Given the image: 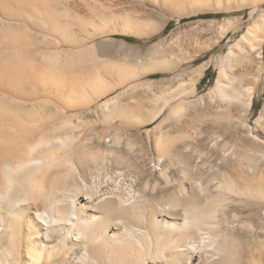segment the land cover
I'll use <instances>...</instances> for the list:
<instances>
[{
    "label": "bare ground",
    "instance_id": "6f19581e",
    "mask_svg": "<svg viewBox=\"0 0 264 264\" xmlns=\"http://www.w3.org/2000/svg\"><path fill=\"white\" fill-rule=\"evenodd\" d=\"M145 3L176 17L189 6L222 9L221 0H0V264H227L241 255L238 241L249 226L256 242L250 259L264 264V104L249 121L263 59L264 0H239L250 7L253 23L222 57L209 59L217 76L200 115L207 118L209 158L219 150L235 163L209 174L232 194L226 211L186 171L165 199H147L137 179L113 167L116 150L97 149L85 137L86 113L104 122L115 115L127 121L148 116L141 101L118 100L154 84L138 83V68L178 70L154 51L132 63L95 55L102 35L156 34L162 23H154L155 11ZM230 29L218 31L210 46ZM175 34L163 42L170 44ZM206 63L194 69L192 85L203 78ZM116 88L121 91L105 98ZM169 100L179 103L168 117L187 112L184 94ZM182 159L176 164L184 171L188 159Z\"/></svg>",
    "mask_w": 264,
    "mask_h": 264
},
{
    "label": "rangeland",
    "instance_id": "374dc122",
    "mask_svg": "<svg viewBox=\"0 0 264 264\" xmlns=\"http://www.w3.org/2000/svg\"><path fill=\"white\" fill-rule=\"evenodd\" d=\"M144 6L149 11H152V14L155 11L153 14L155 15L153 18L154 23H162L156 34H151L149 37H136L124 33L121 34L122 32L102 35L95 39L96 48L94 51L95 55H97L96 57L113 60L123 58L132 63L143 58L150 51H154V55H165L177 63L178 70L176 73L158 71L151 74L144 73L141 68H138L139 78L137 82L145 83L148 80L153 82L154 84L149 88L151 90L147 89L144 85L134 91H128L123 96H119L118 100L123 103L141 101L143 105L140 109L143 112L149 113L148 116L146 118H139L137 121H127L125 116L115 115L104 122L102 116L86 113L82 121L85 128V137L87 139L88 137L92 138V144H95L94 146L97 149L116 150L115 153L119 155V158L116 163L117 166L113 167L118 170L122 168L121 171L125 170L124 173L127 175V179L131 178L134 181L137 179L138 183L136 181L135 185L138 189L140 188L139 191L147 199L149 196V200H161V197L165 199L167 191L172 188L171 186L176 185L175 177L180 176L186 171L198 182L207 185V193L212 198V201L215 204L222 203L221 205L224 207L221 206L220 208L222 209L223 207L226 211V206L229 205L232 194L227 190L224 183L219 184V181L213 182L210 180L209 174L211 172L224 173L226 172L225 170L233 168L235 163L230 156L223 155L219 150L211 152L209 158L210 140L209 135L204 132L207 118L201 117L200 114H203L202 110L207 108L209 88L214 84L217 76L216 69L212 65L209 66V59L212 57H222L229 43L237 39L245 31L246 27L253 23L254 18L250 16L251 9L248 6H241L239 0H232L229 3L221 0L222 9H215L214 3L201 8H190L189 6L184 8L186 12L183 16L176 17L170 11L157 9L154 4L145 3ZM225 7L232 9L228 11L225 10ZM262 8L264 9V6H261ZM229 20L231 21L230 26L227 23ZM227 26L231 29L228 30L226 37L224 36L219 40V43L211 47L210 41H213L214 37H217L215 35H219L220 30L225 29ZM232 27L239 28V31L237 30L236 32ZM174 31L176 33L175 40L173 39L174 41L168 45L165 44L163 40ZM262 56L261 71L259 72L260 81L255 90L254 113L252 112V115L249 117L250 122L254 117L259 115V111L264 104V47ZM205 62H207V67L203 72V78L197 84L192 85L189 80L192 76L191 74ZM113 90L105 98L113 97L121 91L117 88ZM149 91L152 92L149 93ZM179 92L184 94V100L187 104L190 103L189 105H191L185 108H188V113L185 111L183 112L184 114L181 113L183 115L180 114L181 117L179 115L168 117L169 111L179 103V101L169 99ZM152 93L155 96H152ZM169 93L174 94L170 95ZM166 95L168 98L165 97ZM156 115H158L156 119L152 118V116L155 117ZM163 119L165 120L163 121ZM122 121L126 123L124 124ZM157 126L161 128L157 130L158 132H153L152 129ZM96 134H100L101 138H97ZM157 139L159 141L162 140L161 145ZM199 139H203L204 143L202 145H198ZM155 145L159 150L155 149ZM185 147H189L187 151ZM196 148L197 150H195ZM182 154L188 159L184 171L181 169V163L184 161L182 158H185ZM179 156L180 158H178ZM156 158L159 163L156 161ZM119 159L121 160V165L118 164L120 162ZM177 159H181V166L177 165L179 163ZM166 178H169V184ZM247 229L245 230V236L242 237L243 241L242 239L238 241V246H241V255L239 257L238 255H234L230 259L231 261L228 260L227 264H240L239 262L250 264L248 262L250 260L252 261H250L251 264H257L254 259H250V256L256 253V246L252 243L255 242L254 233L251 231V226Z\"/></svg>",
    "mask_w": 264,
    "mask_h": 264
}]
</instances>
